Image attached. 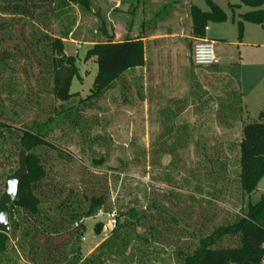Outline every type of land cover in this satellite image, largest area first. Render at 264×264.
Returning a JSON list of instances; mask_svg holds the SVG:
<instances>
[{
    "label": "rangeland",
    "instance_id": "obj_1",
    "mask_svg": "<svg viewBox=\"0 0 264 264\" xmlns=\"http://www.w3.org/2000/svg\"><path fill=\"white\" fill-rule=\"evenodd\" d=\"M213 2L227 15L225 23H210L207 30L222 62L216 68L193 61L201 39L193 33L190 8L209 12L206 0H91L88 8L56 4L38 10L33 19L0 15L6 25L0 30V58L11 56L0 63V120L15 129H42L56 147L36 152L48 172L45 214L59 221L62 200L103 195L108 198L104 210L118 213L117 228L132 209L135 221L146 219L144 226L120 231L130 247L125 255L111 256L99 247L122 237L104 228L97 235L96 226L107 221L98 213L83 221L87 231L80 242L75 225L57 233L55 248L40 232L49 222L33 226L40 235L27 239L24 224L16 234L11 231L0 264H180L179 251H194L202 237L232 224L264 197V179L250 196L241 190L238 163L243 129L264 110V28L245 23L240 39V14L254 9H233L240 0ZM49 39L62 40L79 68L68 102L52 94L45 60ZM109 39H143L147 66L128 72L79 114L62 113L92 95L98 65L87 55ZM14 143L12 138L0 147V197L2 166L17 168L16 156L5 159L14 154ZM101 159L104 164L97 166ZM150 226L158 231L156 239ZM223 245L234 246L235 240L226 238ZM46 247L54 248L49 258L41 254Z\"/></svg>",
    "mask_w": 264,
    "mask_h": 264
},
{
    "label": "trees",
    "instance_id": "obj_2",
    "mask_svg": "<svg viewBox=\"0 0 264 264\" xmlns=\"http://www.w3.org/2000/svg\"><path fill=\"white\" fill-rule=\"evenodd\" d=\"M206 1L211 8L209 12H203L194 5L190 8L193 33L198 39H206L210 23L220 24L227 21V15L223 9L216 5L213 0ZM240 1V5L231 7L240 9L243 5L254 9L240 15L237 24L240 39H242L245 32V23L260 25L264 28V0ZM90 3L91 0H0V15L33 19L38 10L54 7L56 4H58L57 8L65 9L73 4L88 8ZM5 27L6 25L0 24V30ZM43 41H47V39ZM48 41H50L48 44L50 57H46L45 60L48 61L51 75L52 94L59 101L68 102L74 96L71 89L75 78L79 77V68L75 58L68 57L65 54L62 40L49 39ZM10 57V55L3 54L0 63L7 64ZM93 57L97 58L98 74L94 81L92 95L77 107L63 109L62 113L74 110L76 114H79L82 106H87L93 100L101 98L116 82L121 81L128 72L147 66L143 39H128L124 42L109 39L107 42L95 45L88 52L87 58ZM12 138L15 139L12 146L14 154L11 153V155L5 156V159L12 161V158L16 156L17 168L13 170L10 166H2L4 184L7 177L14 174L19 168L20 153L25 150L28 156V174L20 183L18 198L10 208L13 235L21 231L24 224H28L25 239L38 237L40 235L39 231L37 227L34 228L33 226H44L49 222L40 232H44L43 234L48 236L47 238H50L53 243L57 233L69 231L78 224L75 229L76 240L80 242L87 231L83 221L95 217L101 209L107 207L108 198L97 195L84 201H75L70 196L62 200L56 209V212L60 214V220H51L42 209L47 190L48 172L44 160L36 152L40 149L55 150L56 147L48 141L47 132L42 129L28 125L24 129H15L11 124L0 120V147L2 148ZM239 147V184L241 190L250 196L258 189L260 182L264 179V110L261 112L258 121L245 125L243 139ZM95 164L97 166L103 165L104 159L96 160ZM86 202H89V205L85 208L84 203ZM137 215L133 209L123 214L126 220L119 222V227L112 235L121 238L120 231L123 229L128 230L131 226H144L146 219L140 217L135 221ZM50 227L52 228L51 231H47V228ZM103 228V223H99L96 226V234L101 235ZM150 229L152 230V238L156 239L158 231L155 230L154 226H150ZM136 237L144 240L143 235L137 234ZM125 238V236L122 237V240H120L122 242L112 241L113 239L110 238L99 249L103 250L105 256L117 253L125 255L130 247V243H127ZM226 238H233L235 245L224 246L223 243ZM9 243L10 236L0 233V261L8 252ZM55 243L52 245L54 248L57 246V243ZM54 248L46 247L42 249L41 254L43 253V256L49 258ZM178 259L180 264H264V197L257 204H250L248 211L238 217L232 224L221 226L210 235L202 237L198 248L194 251H179ZM99 260L102 261L103 259L99 258ZM84 263L93 264V261L85 260Z\"/></svg>",
    "mask_w": 264,
    "mask_h": 264
},
{
    "label": "water",
    "instance_id": "obj_3",
    "mask_svg": "<svg viewBox=\"0 0 264 264\" xmlns=\"http://www.w3.org/2000/svg\"><path fill=\"white\" fill-rule=\"evenodd\" d=\"M28 174V156L26 151L19 155V168L14 174L7 177L4 192L0 197V233L10 235L11 226V205L18 198L20 183Z\"/></svg>",
    "mask_w": 264,
    "mask_h": 264
},
{
    "label": "built area",
    "instance_id": "obj_4",
    "mask_svg": "<svg viewBox=\"0 0 264 264\" xmlns=\"http://www.w3.org/2000/svg\"><path fill=\"white\" fill-rule=\"evenodd\" d=\"M193 61L195 66L202 68H213L218 67L222 64L221 58L215 51V45L212 41L207 39L199 40L194 46ZM98 217L106 218L107 221L104 225V230L108 231L109 234L114 232L118 225V213L115 210L106 212L101 209L98 212ZM78 227V224H76Z\"/></svg>",
    "mask_w": 264,
    "mask_h": 264
},
{
    "label": "crops",
    "instance_id": "obj_5",
    "mask_svg": "<svg viewBox=\"0 0 264 264\" xmlns=\"http://www.w3.org/2000/svg\"><path fill=\"white\" fill-rule=\"evenodd\" d=\"M240 15H242V13H241ZM207 30H208V29H207ZM206 39H207V40H209V41H211V40H210V39H208L207 37H206Z\"/></svg>",
    "mask_w": 264,
    "mask_h": 264
}]
</instances>
